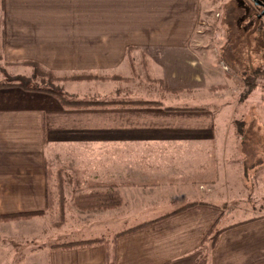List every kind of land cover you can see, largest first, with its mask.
Instances as JSON below:
<instances>
[{
	"label": "crops",
	"instance_id": "crops-1",
	"mask_svg": "<svg viewBox=\"0 0 264 264\" xmlns=\"http://www.w3.org/2000/svg\"><path fill=\"white\" fill-rule=\"evenodd\" d=\"M204 2L0 0L1 54L4 60L21 64L18 67H25L21 62L26 60L37 61L57 75L92 72L131 77L126 50L132 46L133 57L151 58L157 73L180 81L187 67L192 73L187 81L207 82L208 89L215 85L210 83L211 74L221 78L225 73L211 64L210 53L206 65L194 51L192 42L206 38L198 29L204 24ZM107 83H112L114 93L100 95L94 90L92 100H159L117 93L125 82ZM221 131L215 128L213 112L203 106L68 109L48 94L0 87V215L45 206L49 163L53 169L63 168L66 178L74 173L82 191L112 187L124 201L120 210L97 213L110 216L104 222L109 235L72 241L110 238L158 219L118 236L110 247L113 264H264V214L221 223L224 211L215 204L219 198L214 195L211 161L206 162V152ZM181 142L192 145L188 161L170 159H178L185 148L159 145ZM190 203L194 204L176 211ZM112 218L124 223L114 228ZM4 225L0 223V264H107L104 244L74 248L51 244L37 256L28 245L4 243ZM9 225V231L16 227ZM215 225L223 230L211 247L205 239Z\"/></svg>",
	"mask_w": 264,
	"mask_h": 264
},
{
	"label": "rangeland",
	"instance_id": "rangeland-1",
	"mask_svg": "<svg viewBox=\"0 0 264 264\" xmlns=\"http://www.w3.org/2000/svg\"><path fill=\"white\" fill-rule=\"evenodd\" d=\"M256 1L264 4V0H205L203 3L201 20L204 24L199 25L198 29L206 38L192 42L195 46L194 51L200 63L203 64L208 62L207 53H210L211 64L225 73V77L221 78L211 74L210 83L215 85H211L208 89L207 82L194 84L187 81L189 80L187 75H192L187 67L182 69L183 79L173 81L170 77L168 78L170 74L156 72L151 58L133 57V51L130 54V60L126 59V61L129 67L137 66L133 69L134 73H130L131 77H125L128 78L127 80L123 81V78L116 80L119 83H126L118 85L120 89L117 93L129 92L133 97H141L137 96L141 94L145 98L159 99L158 101L164 105L178 110L203 106L213 112L215 128L223 131L211 142V150L206 152L208 155L206 162L208 164V161H211L214 195L219 198L215 204L221 206L224 211L221 223L246 220L248 217L264 214V76L258 79L257 86L248 96L241 98L245 88L244 78L255 69H264V15H260L262 8L256 5ZM24 62L21 63L25 67H18L21 64L4 60L0 49V82L11 81L16 76L31 77L33 68ZM198 73L205 75V72ZM96 74L103 76L112 73ZM148 79H157L161 84ZM95 81L104 82V87L95 84ZM33 82L44 85L38 77H34ZM107 82L112 81L94 80L82 81V83L65 81L58 84L74 98L92 100L96 99L94 90H99L100 95H104L105 91L114 93L111 92L114 91L112 83ZM220 83H226L228 87ZM180 86L182 88H176ZM217 86L221 88H212ZM159 145H176L185 148V150L181 149L178 159L176 157H170V159L190 160L188 151L192 149L189 148L192 145L189 142L159 143ZM64 179L62 217L58 205H55L53 209H46L45 200L43 208L32 210L44 211L42 215L0 221L5 224L4 243L14 242L17 246L28 245L39 256L41 249L47 245L52 244L54 247V245L77 242L72 240L86 236L99 235L98 233L105 235L111 233L108 230L104 231V225L108 224L104 222L110 221V216L103 218L97 213L98 211L100 213L101 211L106 213L117 211L124 202L121 195L119 194L122 201L115 207L113 205L105 208L79 209L73 198L79 189L75 183L74 173H71L68 178L64 174ZM203 187L199 185L200 189ZM107 190L115 191L112 187L96 191ZM78 210L82 211L83 215H79ZM122 213L123 211L119 214L122 215ZM115 219L112 218L116 222H111L114 228H116L114 224L124 223L121 218ZM10 223H14L16 227L9 231ZM116 235L97 239L108 242L107 245L110 248L112 239Z\"/></svg>",
	"mask_w": 264,
	"mask_h": 264
},
{
	"label": "trees",
	"instance_id": "trees-1",
	"mask_svg": "<svg viewBox=\"0 0 264 264\" xmlns=\"http://www.w3.org/2000/svg\"><path fill=\"white\" fill-rule=\"evenodd\" d=\"M133 51V47L129 46L126 50V59L127 61L131 58V52ZM28 65L33 68V72L31 77L25 76H16L11 81L0 82V87H18L24 91L29 92H40L44 94L51 95L58 99L60 104L64 108H116V107H123V108H150V107H159L164 110H173V108L164 105L161 101L158 100H149V99H113V100H91V99H77L68 94L63 88L58 84L60 82L65 81H75V82H82V81H94V80H103V81H116L123 78L127 80L123 76L117 74L111 75H98L96 73L87 72V73H70L63 76H57L53 71L45 70L40 63L37 61H25ZM24 62V63H25ZM131 72L134 73V67H131ZM264 76V69H255L248 77L244 78L245 88L241 95V98L248 96L250 92L254 90L257 86L258 79ZM34 77L40 78L41 82H44V85H38L34 83ZM149 81H156L159 80L155 79H148ZM161 84V82H159ZM214 89L221 88V86L212 87ZM211 88V89H212ZM65 170L61 167L53 169V167L47 163L45 168V200H46V209H50L58 205V209L60 211V215L62 217V210H63V186L65 183L64 179ZM78 193L75 194L74 202L78 206L79 209H92V208H100V207H114L121 203V197L117 191H105V192H98V191H90V192H83L82 189L79 187ZM58 202V204H57ZM194 203L186 204L176 211L185 209L186 207L193 205ZM44 211H27V212H17L11 214H1L0 221H6L11 219L17 218H28L34 215H42ZM62 220V218H61ZM158 220V219H156ZM156 220H150L147 222H143L134 226L133 228L129 229L126 232L118 233L113 239L114 240L123 234L133 232L135 230L141 229L146 227L147 225L155 222ZM248 221V220H246ZM242 221L240 223L246 222ZM235 225V224H233ZM231 225V226H233ZM222 228L216 227V225L211 229L209 236L205 239L210 243V246L213 247L218 239L219 234L222 232ZM111 243V244H112ZM96 244H104L107 247V264H113L115 259V253L112 248H109L107 245L108 242L102 239H90L84 241H77L68 244H61V245H54V247L59 248H68V247H78V246H90Z\"/></svg>",
	"mask_w": 264,
	"mask_h": 264
},
{
	"label": "water",
	"instance_id": "water-1",
	"mask_svg": "<svg viewBox=\"0 0 264 264\" xmlns=\"http://www.w3.org/2000/svg\"><path fill=\"white\" fill-rule=\"evenodd\" d=\"M256 5L260 6L262 8L260 15H264V4L261 2L256 1Z\"/></svg>",
	"mask_w": 264,
	"mask_h": 264
}]
</instances>
